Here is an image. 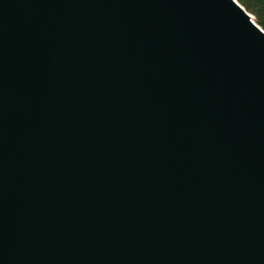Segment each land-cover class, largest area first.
Here are the masks:
<instances>
[{
	"label": "water",
	"instance_id": "obj_1",
	"mask_svg": "<svg viewBox=\"0 0 264 264\" xmlns=\"http://www.w3.org/2000/svg\"><path fill=\"white\" fill-rule=\"evenodd\" d=\"M237 0H0V264H264V30Z\"/></svg>",
	"mask_w": 264,
	"mask_h": 264
},
{
	"label": "trees",
	"instance_id": "obj_2",
	"mask_svg": "<svg viewBox=\"0 0 264 264\" xmlns=\"http://www.w3.org/2000/svg\"><path fill=\"white\" fill-rule=\"evenodd\" d=\"M243 8L251 13L256 23L264 30V0H237Z\"/></svg>",
	"mask_w": 264,
	"mask_h": 264
},
{
	"label": "bare ground",
	"instance_id": "obj_3",
	"mask_svg": "<svg viewBox=\"0 0 264 264\" xmlns=\"http://www.w3.org/2000/svg\"><path fill=\"white\" fill-rule=\"evenodd\" d=\"M250 18H251V21H252V22H255V21L253 20V17H252V16H250Z\"/></svg>",
	"mask_w": 264,
	"mask_h": 264
},
{
	"label": "rangeland",
	"instance_id": "obj_4",
	"mask_svg": "<svg viewBox=\"0 0 264 264\" xmlns=\"http://www.w3.org/2000/svg\"><path fill=\"white\" fill-rule=\"evenodd\" d=\"M252 17H253V20L255 21V18H254V16L252 15ZM256 22V21H255Z\"/></svg>",
	"mask_w": 264,
	"mask_h": 264
}]
</instances>
